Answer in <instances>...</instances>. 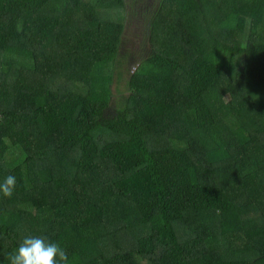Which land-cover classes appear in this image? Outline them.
Instances as JSON below:
<instances>
[{"label":"trees","instance_id":"obj_1","mask_svg":"<svg viewBox=\"0 0 264 264\" xmlns=\"http://www.w3.org/2000/svg\"><path fill=\"white\" fill-rule=\"evenodd\" d=\"M9 175L0 264H264V0H0Z\"/></svg>","mask_w":264,"mask_h":264},{"label":"clouds","instance_id":"obj_2","mask_svg":"<svg viewBox=\"0 0 264 264\" xmlns=\"http://www.w3.org/2000/svg\"><path fill=\"white\" fill-rule=\"evenodd\" d=\"M16 186V178L9 175L0 182V193L11 198ZM8 259L10 264H70L68 253L60 244L37 236H26Z\"/></svg>","mask_w":264,"mask_h":264},{"label":"rangeland","instance_id":"obj_3","mask_svg":"<svg viewBox=\"0 0 264 264\" xmlns=\"http://www.w3.org/2000/svg\"><path fill=\"white\" fill-rule=\"evenodd\" d=\"M115 90H120L123 93H126L127 91V82H126V78L123 77V79H119V77L116 80V84H115Z\"/></svg>","mask_w":264,"mask_h":264}]
</instances>
